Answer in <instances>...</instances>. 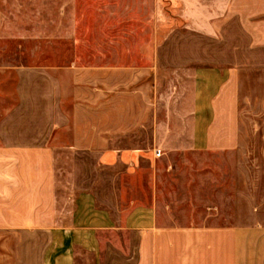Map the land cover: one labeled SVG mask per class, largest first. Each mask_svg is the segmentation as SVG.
Returning a JSON list of instances; mask_svg holds the SVG:
<instances>
[{
  "label": "crops",
  "instance_id": "1",
  "mask_svg": "<svg viewBox=\"0 0 264 264\" xmlns=\"http://www.w3.org/2000/svg\"><path fill=\"white\" fill-rule=\"evenodd\" d=\"M44 37L68 64L4 58ZM262 68L264 0H0V264H264L229 216Z\"/></svg>",
  "mask_w": 264,
  "mask_h": 264
},
{
  "label": "rangeland",
  "instance_id": "2",
  "mask_svg": "<svg viewBox=\"0 0 264 264\" xmlns=\"http://www.w3.org/2000/svg\"><path fill=\"white\" fill-rule=\"evenodd\" d=\"M57 48V45H56ZM51 38H39L23 40L21 45L11 46V52L4 56L14 63L33 64H68L69 46L67 41L61 42L59 52H54ZM23 51V52H22ZM26 52V53H25ZM81 55H83L81 53ZM15 59V60H14ZM17 61V62H16ZM65 81L70 80V75L61 73ZM83 80L84 73L76 75ZM13 80L3 87L13 89ZM68 93L71 86L65 85ZM77 96L84 95V85L77 86ZM82 103L83 101H76ZM72 101H66L65 107L71 109ZM79 112H83L82 104H79ZM241 140L242 148L240 174L241 181L237 185L241 191H245L246 197H241V202L236 205L234 216L237 221L261 222L264 224V69H252L247 72L241 87ZM82 119V118H81ZM228 214H226V218ZM225 218V219H226ZM231 218V217H230Z\"/></svg>",
  "mask_w": 264,
  "mask_h": 264
},
{
  "label": "built area",
  "instance_id": "3",
  "mask_svg": "<svg viewBox=\"0 0 264 264\" xmlns=\"http://www.w3.org/2000/svg\"><path fill=\"white\" fill-rule=\"evenodd\" d=\"M156 155L157 156L161 155V151L160 150H156Z\"/></svg>",
  "mask_w": 264,
  "mask_h": 264
}]
</instances>
